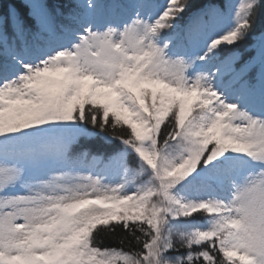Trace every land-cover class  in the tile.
Wrapping results in <instances>:
<instances>
[{
  "label": "snow or ice",
  "instance_id": "obj_1",
  "mask_svg": "<svg viewBox=\"0 0 264 264\" xmlns=\"http://www.w3.org/2000/svg\"><path fill=\"white\" fill-rule=\"evenodd\" d=\"M0 264H264V0L0 2Z\"/></svg>",
  "mask_w": 264,
  "mask_h": 264
},
{
  "label": "trees",
  "instance_id": "obj_2",
  "mask_svg": "<svg viewBox=\"0 0 264 264\" xmlns=\"http://www.w3.org/2000/svg\"><path fill=\"white\" fill-rule=\"evenodd\" d=\"M0 2H3L5 4H7L8 0H0ZM60 2L65 4V5H71V4L74 3V0H60ZM161 2H163V0H161ZM236 2L239 3L240 0H236ZM239 47L243 48L244 45L242 44ZM117 131H119V129H117ZM82 144H84L87 147L91 148L93 154H96L98 152H108V151H110V146L102 145V143L99 142V141H87V142H82ZM79 151H80V147L79 146L74 147V149H73L74 153H78ZM122 236H124L123 230H119L118 229L116 236H114V237H102V239L104 241L102 246H106V247H122V245L119 243V240H120V238ZM125 248H126V246H125ZM126 250H127V248H126ZM181 251H183V249H181Z\"/></svg>",
  "mask_w": 264,
  "mask_h": 264
}]
</instances>
